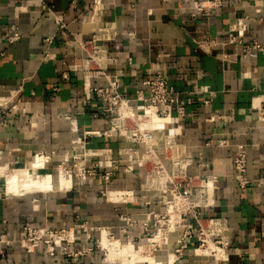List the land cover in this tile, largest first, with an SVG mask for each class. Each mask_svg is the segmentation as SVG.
Here are the masks:
<instances>
[{
	"label": "crops",
	"instance_id": "crops-1",
	"mask_svg": "<svg viewBox=\"0 0 264 264\" xmlns=\"http://www.w3.org/2000/svg\"><path fill=\"white\" fill-rule=\"evenodd\" d=\"M92 1L0 0V99H6L0 102V166L38 152L60 162L78 141L89 149H111L114 160L127 147L115 137L93 133L109 128L110 114L92 91L105 81L70 69L84 62L94 41L112 60L106 72L120 76L122 95L134 98L151 74L166 78L189 98L184 117L166 128L175 129L176 155L191 159V173L216 176L213 203L189 214L185 231L172 236L177 246L175 236L186 234L187 250L176 259L165 244L153 264H220L200 255L194 237L197 220L210 218L227 228L225 264H264V129L255 124L264 92V0H220L200 13L193 2L201 0H102L96 16ZM16 7L21 8L17 18ZM49 10L63 15L65 29H58ZM237 20L246 28L239 42L229 43V29ZM14 25L21 39L8 44L1 32ZM253 42L261 48L251 47ZM194 90L198 93L190 94ZM209 97L206 106L203 100ZM238 145L248 158L243 188L232 165ZM118 164L107 197L99 182L82 187L80 181L68 191L41 193L32 201L0 197V264L94 263L91 252L56 260L25 252L19 240L26 225L67 228L80 217L89 227H109L117 235L127 217L134 223L133 236H140L145 216L160 207L162 193L143 189L142 168L125 172L127 162Z\"/></svg>",
	"mask_w": 264,
	"mask_h": 264
},
{
	"label": "built area",
	"instance_id": "built-area-1",
	"mask_svg": "<svg viewBox=\"0 0 264 264\" xmlns=\"http://www.w3.org/2000/svg\"><path fill=\"white\" fill-rule=\"evenodd\" d=\"M101 4L102 0L92 1V16H96L100 12ZM219 5L220 0H201L193 2L194 11L197 13L205 12ZM20 11V7L14 8L15 18L18 17ZM49 11L52 12L54 22L58 29H65L66 25L63 15L53 12V10ZM245 28L246 26L244 23L238 22V20L237 22H233L232 27L229 29V43L239 42ZM104 31L108 32V29ZM104 31L103 34L105 35ZM1 37L8 44L18 42L21 39L18 25L3 29ZM198 46L200 48H205L207 45L199 44ZM245 47L246 52H248L251 47L257 49L261 48L256 42L251 43V47L249 45ZM87 55V58L81 65L70 67V69L73 71H81L86 78H102L105 81V84L95 86L92 91L100 101L103 111L110 114L109 128L103 132L93 133L96 136L115 137L127 146L121 150L118 158L114 160L113 151L111 149H89L84 142L78 141L74 148L76 151V155H74L75 160L78 162L79 160L82 161L81 167L85 162L90 161L91 167L94 169L91 173H88L90 177L88 183L91 184L92 177L96 175L99 184L104 187L100 190V193L102 196L107 197L105 187L112 183L114 172L119 169L118 163L123 161L127 162V165L123 168L125 172H133L135 168H142L144 170L145 183L148 171L156 169L163 175H161L160 181H158L155 186L151 187L152 190L166 194L170 189L169 195L172 196V200L176 199L182 202L186 201V204L189 203L191 192L184 189V184H186V179H188V181L191 180V174L198 177L200 173H191V159L185 155H181L180 157L176 155L175 129L166 128L167 125L173 126L179 119L184 117L185 103L189 98L181 97L180 92L171 87L166 78L151 74L143 81V88L135 91L134 98H128L119 91L121 87L120 76L115 73L106 72L107 64L112 61L106 57V50L93 41ZM51 57H53V55L46 54L45 56V58ZM91 64H94L95 68L91 69ZM195 93L198 92L194 90L190 94ZM211 100V97L204 99L203 104L209 106ZM149 116H151V120ZM152 116L155 117L154 120ZM209 120L213 121V118ZM255 124L257 127L259 126L264 129V92L259 98ZM89 134L90 133L87 131L84 132L83 135L87 136ZM156 136L160 137V142L157 144L155 143ZM37 154L45 155L42 152H38ZM136 156L139 158L136 159ZM162 160H169L171 162L172 167L169 172H164L165 168L162 166ZM147 162L152 164L149 170H146L145 164ZM232 165L235 176L238 179V184L243 188L248 184L247 150L243 145H238L236 147ZM200 167L207 166L206 164L200 163ZM202 177L201 182H203V184L211 179L212 185L213 179L216 178L212 173L206 176L202 175ZM82 179L84 181L86 180L84 173H82ZM174 179H177V181L174 182ZM200 187L203 189L202 185H200ZM202 194L207 196L206 193ZM194 195L196 196L197 193L195 192ZM123 196H126V194H123ZM212 203L213 196L210 203L206 201L202 204H194L192 213L196 210H194V208H203ZM122 219L125 224L118 228L120 237L126 232V229L134 225L130 218L124 217ZM143 227V231H146V223L143 224ZM79 229V225L67 228H53L49 224L35 227L26 225L22 228L19 246L27 253H39L43 257H52L53 260H56L57 256L64 254L68 257L77 256L75 253L70 254L64 252V245H72L69 249L70 251L73 246L79 245V238L73 236L74 231H76L75 234H79ZM94 229H96V227H91L89 230ZM97 229L100 230V234L102 229L105 230L106 236L111 234L109 227H97ZM226 229L225 223L218 218H210L205 220V222L197 220V228L194 237L200 255L206 258H217L220 264H225L228 259L225 249L229 245ZM185 236L186 234L179 238L177 244H180V246L172 251L173 253H178L176 259L187 250V244L184 241ZM187 236H190V234H187ZM120 237L114 240L119 243ZM110 238H114L113 234H111ZM133 240L134 238L132 236L128 242H132ZM91 250L92 248L88 249V251Z\"/></svg>",
	"mask_w": 264,
	"mask_h": 264
},
{
	"label": "rangeland",
	"instance_id": "rangeland-1",
	"mask_svg": "<svg viewBox=\"0 0 264 264\" xmlns=\"http://www.w3.org/2000/svg\"><path fill=\"white\" fill-rule=\"evenodd\" d=\"M74 155H76L75 150L70 152L68 155H64L63 159L60 162L54 161L49 156L46 157L47 155H39V157H42L45 160V169H43L41 173L43 175L49 173L52 179L53 188L46 192L58 191L57 176H59L60 170H58L57 168L60 165H62V167L64 168V173L65 172L68 173L66 176L68 179L72 180V182L73 181L83 182L84 185L82 183H80L79 185L82 187H84L87 184H90L88 183V179L90 178L88 176V173H91L94 170L91 167V162L90 161L85 162V164L81 167L82 161L81 160H79V162L76 161ZM145 165H146V170H149L152 167V164L149 162H147ZM82 173H84L86 176V180H85L86 182L82 179ZM95 177L96 175L92 177V183H91L92 185L98 182L97 177L96 178ZM202 178H203L202 174H199L198 177H195L193 174H191V180L188 181V179H186V191L191 192V195L189 196L190 202L187 204L186 201L182 202L176 199L172 200V196L169 195L170 189L167 191V194H161L162 196L160 198V207H158L156 211L150 213L147 218L145 216V219L141 224V226L142 228H144L143 224L146 223V231H143L142 229L141 234L138 237H134L132 234V229L134 227L133 225L128 229H126V232L122 234V237H120L119 234L117 235L114 234L112 229H110V233L113 234L114 236V238L111 239L110 238L111 234L104 236L103 234H105V232L102 231L101 232L102 235H101L100 230H98L97 227L94 230H89L91 227L85 224V221L81 220L79 217V220L76 224L79 225L80 228L79 234H75L76 231H74V235H73L74 237L79 238L80 240L79 245L73 246L71 251L69 249L70 247H72V245H68V246L64 245L65 246L64 252L70 254L75 253L77 257L85 255L86 252L87 253L91 252L95 260L93 264H123V263L129 264L131 261L132 263L130 264L133 263L153 264L154 261L153 257L158 253L163 252L164 249L163 245L167 244L171 251L176 250L180 246V244L177 243H176L177 246L172 245L173 244L172 236H174V234H176L177 232H180V230L184 229L183 225L186 224V217L189 216V214H192V210H193L192 207L194 206V204H196L194 200L195 198H197V195L195 196L194 194L195 192L198 193V191L201 189L200 185H203V182H201ZM176 181L177 179H174V182ZM142 183L144 187L143 189H146L151 192L153 191L151 187L145 186V179L143 180ZM71 187L69 189H71ZM46 192H42V193H46ZM40 195L41 193H30V194L28 193L22 196L25 197L28 201H32L35 199L36 196H40ZM106 196H107V187H106ZM195 209H199V207L194 208V210ZM131 222L133 221L131 220ZM98 227L101 228L102 226H98ZM100 235L102 236V238H107L105 240L109 243V246L107 245L108 249L106 248V246L102 245ZM183 235H184L183 233L180 235L177 234V236H175V242H177L179 238H181ZM132 236L134 240L132 242H128V240ZM119 237H120V242L118 243L116 240L114 242V239H118ZM139 246H141V248H139ZM90 248H92V250L88 251V249ZM113 252L115 254H113ZM174 254L176 256L178 255V253H174ZM107 258H109V260H107ZM111 258L113 259L111 260ZM127 259L128 260L130 259L129 262Z\"/></svg>",
	"mask_w": 264,
	"mask_h": 264
},
{
	"label": "bare ground",
	"instance_id": "bare-ground-1",
	"mask_svg": "<svg viewBox=\"0 0 264 264\" xmlns=\"http://www.w3.org/2000/svg\"><path fill=\"white\" fill-rule=\"evenodd\" d=\"M5 101H6L5 98L0 99V102L2 103ZM149 119L151 120V116H149ZM152 119L154 120L155 117L152 116ZM101 158H102V155H101ZM137 158L139 157L136 156V159ZM161 163H162V166L165 168L164 172H169L172 167L171 162L169 160H162ZM43 169H45V160L42 157H39V155L37 154H32L31 156L27 158H23L22 160H19L13 163H7V164L1 165L0 166V197L5 198V197H12V196H22L28 193L29 194L30 193H42V192L51 190L53 188L51 175L49 173H46L45 175H43L41 173ZM57 169L60 170L59 176H57L58 177L57 189L58 191H68L69 188L73 185V182L72 180L67 178L66 175L68 173L66 172L64 173V168L62 167V165L58 166ZM161 175L163 174L158 172L156 169L150 170L147 174V179H146V182H147L146 184L148 185V187L155 186L156 183L160 181ZM202 186H203V189H200L198 191L197 198H195L194 200L196 204H202L206 201L210 203L212 200L213 185H212L211 179L207 183L203 184ZM202 193H206L207 196L203 195ZM101 235H100L101 243L107 248V245L109 246V243L105 240L107 238H102ZM103 235L105 236V234ZM127 246H128V243H127ZM139 248H141V246H139ZM113 254L115 253L113 252ZM130 255H133V254H130ZM113 258H111V260ZM170 259H171V256L169 257V260ZM107 260H109V258H107ZM130 263H132V261Z\"/></svg>",
	"mask_w": 264,
	"mask_h": 264
}]
</instances>
